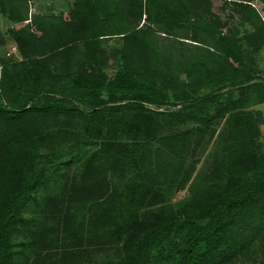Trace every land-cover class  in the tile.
Listing matches in <instances>:
<instances>
[{
    "label": "trees",
    "instance_id": "trees-1",
    "mask_svg": "<svg viewBox=\"0 0 264 264\" xmlns=\"http://www.w3.org/2000/svg\"><path fill=\"white\" fill-rule=\"evenodd\" d=\"M31 1L0 0V264H264L253 0Z\"/></svg>",
    "mask_w": 264,
    "mask_h": 264
},
{
    "label": "rangeland",
    "instance_id": "rangeland-1",
    "mask_svg": "<svg viewBox=\"0 0 264 264\" xmlns=\"http://www.w3.org/2000/svg\"><path fill=\"white\" fill-rule=\"evenodd\" d=\"M71 0H32L31 5L35 7L38 11L50 14V13H60V12H67ZM215 8L217 12H220L218 9L219 3L214 2ZM253 6L257 9L259 14L261 15L264 21V3L260 0H253ZM222 16H224V11L220 12ZM10 27V24L0 16V31L2 34V42L0 43V57H10V58H18L17 51L15 49V45L13 41L7 35V29ZM10 55H7V53ZM255 59V70L259 78L264 80V48L254 54ZM262 112L263 121L260 123V130L262 134V140L264 142V103L256 106ZM207 149L203 151H199L196 155L197 162H196V169L197 170H206L208 166V156H207ZM188 197L187 190L180 191L172 196L169 197V204L170 205H178L182 201L186 200Z\"/></svg>",
    "mask_w": 264,
    "mask_h": 264
},
{
    "label": "built area",
    "instance_id": "built-area-1",
    "mask_svg": "<svg viewBox=\"0 0 264 264\" xmlns=\"http://www.w3.org/2000/svg\"><path fill=\"white\" fill-rule=\"evenodd\" d=\"M7 55H10V53L8 52ZM259 81L262 82V84L264 85V80L263 79H261Z\"/></svg>",
    "mask_w": 264,
    "mask_h": 264
}]
</instances>
